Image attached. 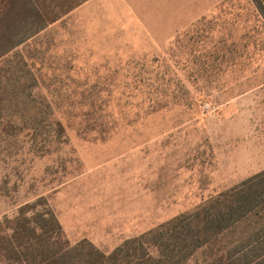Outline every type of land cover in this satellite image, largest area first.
I'll list each match as a JSON object with an SVG mask.
<instances>
[{"label": "rangeland", "instance_id": "1", "mask_svg": "<svg viewBox=\"0 0 264 264\" xmlns=\"http://www.w3.org/2000/svg\"><path fill=\"white\" fill-rule=\"evenodd\" d=\"M187 2L203 9L169 40L92 0L0 61V237L35 206L110 254L264 171V20L250 0ZM259 228L248 217L187 264H228Z\"/></svg>", "mask_w": 264, "mask_h": 264}, {"label": "trees", "instance_id": "2", "mask_svg": "<svg viewBox=\"0 0 264 264\" xmlns=\"http://www.w3.org/2000/svg\"><path fill=\"white\" fill-rule=\"evenodd\" d=\"M89 0H0V61ZM264 20V0H250ZM60 132L65 128L55 123ZM25 206L0 237V264H187L248 217L264 215V171L184 215L126 240L110 254L86 241L71 246L51 211ZM247 246L235 244L221 255L228 264H264V228ZM256 240V241H255ZM253 242H255L253 244Z\"/></svg>", "mask_w": 264, "mask_h": 264}, {"label": "crops", "instance_id": "3", "mask_svg": "<svg viewBox=\"0 0 264 264\" xmlns=\"http://www.w3.org/2000/svg\"><path fill=\"white\" fill-rule=\"evenodd\" d=\"M82 5L80 11L85 12V5ZM123 3L125 16L133 20V28L138 34L146 36V40H169L172 34L179 31L181 27L186 25L182 22L194 16L197 9L194 4L191 6L187 0L181 1L177 5L173 4L177 0H116ZM189 1V0H188ZM190 5V6H189ZM191 13V14H190ZM161 37V38H160Z\"/></svg>", "mask_w": 264, "mask_h": 264}]
</instances>
